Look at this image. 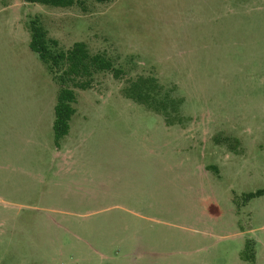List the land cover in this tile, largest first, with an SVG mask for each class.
Here are the masks:
<instances>
[{
  "label": "rangeland",
  "instance_id": "1",
  "mask_svg": "<svg viewBox=\"0 0 264 264\" xmlns=\"http://www.w3.org/2000/svg\"><path fill=\"white\" fill-rule=\"evenodd\" d=\"M84 1L0 0V264H264V0ZM36 17L123 71L59 143ZM139 77L176 103L127 98Z\"/></svg>",
  "mask_w": 264,
  "mask_h": 264
},
{
  "label": "trees",
  "instance_id": "2",
  "mask_svg": "<svg viewBox=\"0 0 264 264\" xmlns=\"http://www.w3.org/2000/svg\"><path fill=\"white\" fill-rule=\"evenodd\" d=\"M27 2L54 8H70L85 4L84 0H27ZM27 26L31 35L30 49L39 56L59 86L53 125L55 140L59 143L70 132V122L76 113V90L90 89L93 78L98 73L111 72L116 79H120L123 71L116 68L113 61L104 55L92 54L84 42H77L68 49L63 48L57 39L49 36L48 30L38 17L30 18ZM126 96L136 103L164 113L171 104L176 103L167 94L160 97L156 79L148 77H139L133 81L126 89ZM173 110L177 111L176 106ZM263 194L264 191H259L248 197L254 198ZM254 260L255 257L253 262Z\"/></svg>",
  "mask_w": 264,
  "mask_h": 264
}]
</instances>
